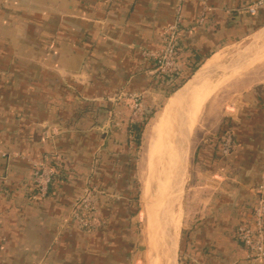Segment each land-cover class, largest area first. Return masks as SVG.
<instances>
[{
	"label": "crops",
	"instance_id": "obj_1",
	"mask_svg": "<svg viewBox=\"0 0 264 264\" xmlns=\"http://www.w3.org/2000/svg\"><path fill=\"white\" fill-rule=\"evenodd\" d=\"M252 1L0 0V264H125L134 239L140 129L123 94L143 95L146 121L166 100L165 126L177 140L172 93L143 52L159 49L166 27L178 22L184 81L215 53L264 36V9L254 15L240 9ZM218 59L212 64L247 60ZM250 77L216 100H209L212 93L203 98L199 110L209 101L198 127L196 116L190 123L198 83L188 96L180 264H264L235 238L264 184V74ZM225 129L233 131L236 149L220 158L215 133ZM38 162L62 181L32 199L29 179ZM87 183L106 193L96 199L101 223L92 231L69 219Z\"/></svg>",
	"mask_w": 264,
	"mask_h": 264
},
{
	"label": "built area",
	"instance_id": "obj_2",
	"mask_svg": "<svg viewBox=\"0 0 264 264\" xmlns=\"http://www.w3.org/2000/svg\"><path fill=\"white\" fill-rule=\"evenodd\" d=\"M240 9L254 15L259 10L264 9V0H254L244 4ZM180 31L181 26L178 22L167 26L162 36L161 47L143 52L145 57L153 61L154 73L166 89L181 84V79L179 80L180 69L177 63ZM123 97L130 111L131 122L142 123L146 118L143 95L125 93ZM218 141L220 158L228 157L236 149L234 133L230 129L222 131ZM60 175L55 168L47 166L44 162H38L33 168L29 179V184L33 187V193L30 197L41 199L49 195L53 186L62 181ZM104 194L106 193L98 186L87 183L79 196L71 203L69 219L74 220L78 227L84 231H92L99 227L101 220L95 216V202L99 195ZM235 238L250 259L264 261V184L259 185L257 189V199L250 212L249 219L236 226Z\"/></svg>",
	"mask_w": 264,
	"mask_h": 264
},
{
	"label": "bare ground",
	"instance_id": "obj_3",
	"mask_svg": "<svg viewBox=\"0 0 264 264\" xmlns=\"http://www.w3.org/2000/svg\"><path fill=\"white\" fill-rule=\"evenodd\" d=\"M229 48L232 49L231 47ZM219 55L221 54L215 53L212 55L207 62H204V67L214 63ZM238 74L239 72H236V75ZM220 82H218V86L221 85ZM218 86L214 88H218ZM206 87L209 86L206 85ZM200 90H202V87ZM205 90H209V88ZM204 93L206 94V91H204ZM204 93H200V91L197 92L201 99L195 100L191 104V126H193L196 113L200 109L201 100L205 98L203 97ZM172 102L173 99H171L170 103ZM164 111L163 109L153 118L148 128L145 145L146 163L141 176L140 197L143 210L146 247L148 250L147 264H172V252L179 239L181 224V213L176 207L175 201L178 196L180 197L182 188L180 186L178 191L176 189V192L175 186L173 185V181L178 179L175 177L177 168L181 163V158L179 159V151H177L174 135L167 133L169 130L167 129L168 127L165 126L166 124L163 118ZM155 155H157L158 161L156 160V164L153 165L152 159ZM179 197L177 198V202ZM173 204L174 206L172 207ZM168 206H171L169 213H167ZM166 215H168V219L161 222V228L159 217Z\"/></svg>",
	"mask_w": 264,
	"mask_h": 264
},
{
	"label": "rangeland",
	"instance_id": "obj_4",
	"mask_svg": "<svg viewBox=\"0 0 264 264\" xmlns=\"http://www.w3.org/2000/svg\"><path fill=\"white\" fill-rule=\"evenodd\" d=\"M247 41H248V39H247ZM253 42L254 43H249V45H248V44H246L247 42L245 41L243 45H233V46H229L232 49L227 47V48H224L223 50L219 51L218 53L221 54V55H219V59H218L219 62H225L230 57L232 58L233 56H236L237 59L247 58V60L250 59L251 57H254V60L252 62L249 61V63L247 65L248 66L251 65V66L250 67H248L247 65L244 66L243 69L240 70L242 73L239 71L238 75H236V73H233V74L231 73L230 74V73H221V72L217 71L218 72L217 75L215 77H213L212 79H208V80H211V81H207V82H211L212 84L211 83H207V82L203 83L204 85L202 84L200 86V87H202L203 91L200 90L201 88L199 87L200 89L196 90V93L194 94L192 100L195 101V100L201 99L199 97V95L197 94V92H199V91H200V93H202V92L204 93V91H206L207 95H208V93L209 94L212 93L213 95L210 97L209 100H213V98L215 99L216 95L219 96V93H221V91L223 89H225V87H227L228 85H230V84H232L234 82H239V81L241 82L242 80H245L247 78H249L251 80L252 77H250V76H253V75L264 74V60H263L264 56H261V55H264V36L260 37V39L253 40ZM246 67H248V68H246ZM220 80H221V82H220ZM212 81H214V82H212ZM218 82H220L221 85L218 86L217 85ZM205 84L207 86H209V87H206ZM217 86H218V88H214V87H217ZM207 88H209V90H205ZM207 91H209V92H207ZM206 94L204 93L203 97H206L207 96ZM204 103H203V105H204ZM164 104L167 105V101L166 100L163 102L162 105H158L157 106V108L154 110L155 111L154 114L151 113L150 115H148L147 121H146V118H145L142 123L138 124L139 125L138 130L139 129L140 130H139V136H138V146H137L138 148H137V152H136V173H137V175H136L137 176L136 185H137V189H136V192H135V195H134V197L136 198V201H135L136 210L133 213V217L134 218H133V220L131 222V225H132L131 231H132V234L134 236V239L132 241L130 249L128 250V257L126 259L125 264H147L148 250H147V247H146V238H145V233H144V219H143L142 202H141V197L139 196L140 195V189H141V176H142V172L144 170L145 163H146V159H145V145H146V137H147V130H148L147 128H149L148 126L151 124L155 114H157L159 111H161V107ZM203 105H202V107H203ZM202 107H201V110H199L197 112V114H196L195 127H198V125H199L197 123H198V121L200 119V116H201V114L203 112ZM215 111L216 112L214 113V116L218 113L219 110H215ZM165 115L166 114L164 113V117H165ZM172 117H173V114L171 113V116L169 117V121L173 119ZM197 117H198V119H197ZM214 118H216V117H214ZM142 124H143V126H142ZM167 126H170V125H167ZM219 135H220V133H218V132L215 133V136H216L217 139L219 138ZM189 148H190V142H189ZM180 158H181V155H179V159ZM156 160L158 161L157 155L153 156V159H152L153 165L156 164V162H157ZM139 181H140V183H139ZM187 182L188 181H187V178H186V183L184 181V187L187 186ZM183 195H184V193H183V189H182L181 190V195H180L181 198L178 196L179 197V199H178L179 204L176 206L180 210V213H181V224H180L179 235L181 234V228H182V223H183V219H182L183 218V213L181 211L182 210L181 209V207H182L181 202L183 201V199H182ZM178 243H179V240H178ZM178 261H179L178 264H180V255L178 256Z\"/></svg>",
	"mask_w": 264,
	"mask_h": 264
},
{
	"label": "water",
	"instance_id": "obj_5",
	"mask_svg": "<svg viewBox=\"0 0 264 264\" xmlns=\"http://www.w3.org/2000/svg\"><path fill=\"white\" fill-rule=\"evenodd\" d=\"M254 57H251L248 60H243L239 62L229 61L227 63H215L208 65L207 67L200 66L197 67L179 86L171 91V99L173 98V106L175 108V119L176 123V145L177 151H179V155L181 154V163L177 168L176 177L178 178L173 181V185L175 186V191L179 189V187L183 185L185 181V175L187 173V164H188V155H189V109L187 106L188 96L190 95L193 87L200 81L201 79L211 76L217 71H229L241 69L246 66L249 61H253ZM248 66V65H247ZM176 191V192H177ZM177 203V198L176 201ZM174 202V204H175ZM172 205V207L174 206ZM171 207V206H170ZM170 207L167 208V213H169ZM168 219V215L159 217V222L162 228L161 222H164ZM179 240V239H178ZM178 249L179 243L173 249L171 263L178 264Z\"/></svg>",
	"mask_w": 264,
	"mask_h": 264
},
{
	"label": "trees",
	"instance_id": "obj_6",
	"mask_svg": "<svg viewBox=\"0 0 264 264\" xmlns=\"http://www.w3.org/2000/svg\"><path fill=\"white\" fill-rule=\"evenodd\" d=\"M182 82H183V80H181V81H180V83H182ZM176 86H177V85H176ZM176 86H174L173 88H169V87H168V88H167V92H166V93H169V92H171V91H172V90H173V89H174Z\"/></svg>",
	"mask_w": 264,
	"mask_h": 264
}]
</instances>
